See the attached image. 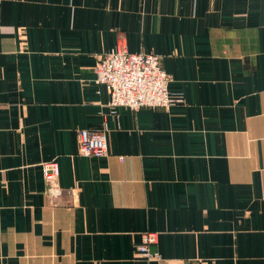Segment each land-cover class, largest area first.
Returning <instances> with one entry per match:
<instances>
[{
	"label": "crops",
	"instance_id": "1",
	"mask_svg": "<svg viewBox=\"0 0 264 264\" xmlns=\"http://www.w3.org/2000/svg\"><path fill=\"white\" fill-rule=\"evenodd\" d=\"M121 38L184 102L112 110L94 66ZM196 260L264 264V0H0V264Z\"/></svg>",
	"mask_w": 264,
	"mask_h": 264
},
{
	"label": "built area",
	"instance_id": "2",
	"mask_svg": "<svg viewBox=\"0 0 264 264\" xmlns=\"http://www.w3.org/2000/svg\"><path fill=\"white\" fill-rule=\"evenodd\" d=\"M96 82L103 84L110 92L109 106L113 111L119 106L132 109L162 108L169 109L184 102L181 93L169 90L170 74L162 67L158 54L131 52L124 38L116 49L101 55L94 66ZM79 153L85 156H104L108 154L106 129L99 131L81 130L79 134ZM43 172L49 197L59 195V164L56 159L43 163ZM157 232L142 234L138 245L140 255L148 260L162 262L163 258L153 245L157 244ZM185 264H210L205 260L188 261Z\"/></svg>",
	"mask_w": 264,
	"mask_h": 264
}]
</instances>
